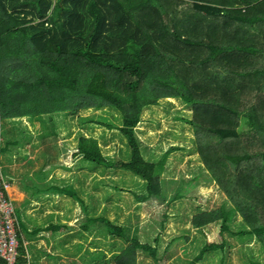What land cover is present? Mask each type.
<instances>
[{
  "label": "trees",
  "instance_id": "trees-1",
  "mask_svg": "<svg viewBox=\"0 0 264 264\" xmlns=\"http://www.w3.org/2000/svg\"><path fill=\"white\" fill-rule=\"evenodd\" d=\"M54 54L51 62L45 59L53 73L33 78L30 60ZM65 56L96 68L84 82L59 62ZM155 106L168 111L173 127L159 134L176 140L167 147L162 138L153 142L140 135L146 133L139 125L144 111ZM78 109L101 111L75 118L71 111ZM43 113L64 123L68 134L73 125L84 129L74 130L72 159L102 165L109 181L115 166L137 174L144 189L134 191L138 201L161 203L165 180L182 177L188 185L185 171L194 172L193 180L200 176L191 159L184 169L176 168L177 152L180 162L195 152L191 158L200 160L214 186L227 193L221 206L210 211L191 205L183 216L188 220L180 224L175 204L184 202L187 189L179 185L161 214L150 220L152 241L132 235V223L89 217L79 234L91 232L98 220L103 226L95 233L103 237L92 239L94 248L77 244L72 253L84 247L85 263L140 264V250L161 259L175 240L188 241L192 228L204 235L210 223L220 221L221 229L255 240L263 255H256L248 241V257L251 264H264V0H0V119L13 124L4 133V146L0 142V173L10 185L23 174L1 164L18 152L16 146H25L17 136L28 128L15 123H23L18 117L31 121ZM96 127L113 131L126 143L129 159L104 154L93 133ZM50 156L35 171L36 182H48ZM34 185L35 192H60L80 200L71 184ZM170 219L180 233L164 243L161 234ZM200 241L196 236L195 242ZM20 244L25 253L21 239ZM225 248L224 240L205 243L188 264H198L206 251H215L223 262ZM26 261L21 257L19 264Z\"/></svg>",
  "mask_w": 264,
  "mask_h": 264
},
{
  "label": "rangeland",
  "instance_id": "rangeland-1",
  "mask_svg": "<svg viewBox=\"0 0 264 264\" xmlns=\"http://www.w3.org/2000/svg\"><path fill=\"white\" fill-rule=\"evenodd\" d=\"M54 58H57L56 54L42 57L41 60H39L38 57L30 60L33 78H38V73L44 76L45 74L51 75L53 69L47 65L45 59L51 62ZM59 60L60 63L64 62L66 64L68 74L75 78H82L84 82L89 71H93V68L94 70L96 68L83 63L81 59L68 56L61 57ZM47 70L49 73H47ZM115 89L118 93L123 94L124 92L117 88ZM167 98L174 100L171 95H167ZM174 101L176 104H179L176 100ZM151 109L144 111L143 120L139 124L141 130H146L145 134H140L141 138H146V140L152 139L153 142L154 140L158 141L162 138V144L166 147L168 146V142L176 143V140L171 138V135L170 137L159 135L160 132L162 133L163 131L173 128L168 122V116L166 115L168 111L161 106H155L154 110L150 112L149 110ZM100 111L99 109H78L77 111H71V113L77 118L81 115H91ZM18 118H22L23 123H15L17 128H24V125L28 127L26 130L27 133L21 132L20 135L17 136L21 139L23 138L22 140L25 142V146H16L15 149H17L18 152L15 150V153L8 158L9 160L5 159L4 161L3 159L1 165L5 170V164H8L11 172H17L16 174L20 175L18 174L19 172L26 177L23 175H20L22 178L15 176L12 185L8 187V193L14 205L17 207L18 216L23 224H25V220L22 219L24 213L21 212V207L18 203H23L25 199L34 200L33 204L36 203V207L34 208H37V211L34 216L31 217L32 221L39 217L40 221L49 224H60L59 233L55 236H52L51 231L48 230H43L36 234L31 233V239H33L34 242L28 244L29 249H32H30L31 255L29 254L30 257H32V261L29 259L30 264H87L82 259V254L86 252L85 248L80 250V255H70L69 253L63 252L62 248L66 247L68 250L75 251L78 242L84 243V247L91 246L94 248V245H91V241L100 236L99 233L95 232H98L97 230L99 227L103 226L102 222L98 220L93 221L91 232L85 233L83 236L78 234L79 231L82 230V224L87 221L89 217L103 215L123 225L132 223V235L136 234L144 241H152L151 235L153 231L151 229L150 220L152 221L153 218L161 214L162 209L167 206V201L170 197L174 196L179 185L184 186V190H187H185L186 195L183 197L184 202H181L182 204H175V212L179 211L177 223H180L181 219L183 222L188 220L186 216V218H183V216L185 212L189 211L191 205L210 211L213 208L221 206L222 200L227 196V193L223 189H218L214 186L210 173L205 166L200 163V160L191 158L195 155V152L192 154H185L184 161L182 162L178 160L179 153L177 152L174 157V160L177 161L176 168L178 167V169L181 170L184 169L186 167L185 164L191 159V163H197L196 168L199 169L198 171L201 173L200 176L196 180H193L191 177L194 172L185 171L184 178L191 180V183H188V185L186 184L187 181L181 179L182 177L175 176L173 178L174 181L165 180L164 184L161 183V186L166 189L165 197L161 200V203L156 200L138 201L135 199L134 191L138 194L144 191V189L143 183H141L142 179L134 172L121 166H115L114 169L110 171V173H112L110 176L114 179L109 181V175L107 171L105 173L103 172L104 167L102 165H98L94 162L83 163L81 162V157L72 159L73 151L77 147V139L75 137L77 131L74 130H84L83 128H78L76 125H73L71 127L72 133L68 134L64 127V123L59 124L58 122L51 121L50 115L47 113H43V115L37 116L31 121L25 116ZM4 121L5 119H2V121L0 119V142H2V146H4L3 141L6 138L4 133L13 125L11 122L4 124ZM1 125L4 126L2 127ZM2 129L4 130L3 133ZM93 131L95 136L99 138L104 154L116 160L129 159L130 148L126 143L120 141L113 131L106 130V132L103 133V127H96ZM8 136H10V134ZM47 153L51 154V160L48 161L47 165L49 174L46 180L48 182L44 183L43 180L36 182L37 177L35 176V171L40 169V166L46 161ZM6 155L7 158L9 154L7 153ZM1 156H3V152ZM35 183L40 184V186H46L47 184H62V186H65L66 184H71L79 195L80 200L78 197L75 198L69 194L60 192H45V194L37 195L34 192ZM114 185L119 186L122 190H117V188L113 187ZM157 185L159 186L160 183ZM105 187H107V189H105ZM37 197H40L38 198L39 201L36 199ZM190 198L192 201H189ZM115 199L118 200L116 201ZM21 200L24 201L21 202ZM28 201L29 200H27V202ZM84 205L87 207L86 209ZM169 206L172 209V206ZM172 212L174 211L172 210ZM192 216L191 214L189 218L190 223ZM237 219H239V216ZM157 221L158 224H161L158 218ZM188 223L187 225L190 224ZM31 226H33V224H31ZM176 229L177 226L175 225V221L170 219L168 224H166V228L162 230L161 238H164V243L171 240L174 234L180 233ZM203 234L204 235L199 233L196 235V229L192 228L190 238H188L189 240H175L176 242L171 243L167 249L165 257L161 259L156 260L152 255L140 250V264H188L189 261L193 260L195 257H199L200 251L205 246V243L221 242L223 240L226 243V248L223 253L225 254V259L223 262L221 256L215 251H206L207 253L204 259L199 260L197 263L251 264L248 257L250 251L246 248L248 241H251L250 245L253 246L256 255H263L262 252L259 251L260 246L254 244L255 240H242L227 229H221L220 221L219 223L218 221L210 223L203 231ZM70 235L71 237H69ZM196 236L201 239L200 242H195ZM65 237L68 238L67 241L61 243V240ZM164 247L165 244L161 248L163 249Z\"/></svg>",
  "mask_w": 264,
  "mask_h": 264
},
{
  "label": "built area",
  "instance_id": "built-area-1",
  "mask_svg": "<svg viewBox=\"0 0 264 264\" xmlns=\"http://www.w3.org/2000/svg\"><path fill=\"white\" fill-rule=\"evenodd\" d=\"M10 183L0 173V264H19L20 258H27L21 264H30L28 251H20L16 208L8 193ZM26 249V243H24Z\"/></svg>",
  "mask_w": 264,
  "mask_h": 264
},
{
  "label": "crops",
  "instance_id": "crops-1",
  "mask_svg": "<svg viewBox=\"0 0 264 264\" xmlns=\"http://www.w3.org/2000/svg\"><path fill=\"white\" fill-rule=\"evenodd\" d=\"M11 185H12V183H11ZM35 193L37 195L45 194V192H43V191L41 193H39L38 191L35 192ZM38 198H40V197L36 198L39 201ZM27 200H29V201L27 202ZM23 201L24 200H21V202H23ZM33 201L34 200L25 199V201L23 203H21V204L18 203V205H20V207H21V212L24 213L23 216H22L23 217L22 219L25 220V224L22 223L20 217L18 216L17 207H15L16 208V215H17V218H18L19 237L23 241V243H26V250L27 251L29 250L28 254H30V249H31V248L29 249V245L28 244L34 242V240L31 239V233L36 234V233H39V232H41L43 230H48V231H51L52 236H55L57 233H59V227H60V224H58V223L57 224H55V223L49 224L47 222L40 221L39 217H38V219H36V220L33 219V221H32L31 217H33L34 214L37 211V208H34V207H36L35 206L36 203L33 204ZM31 224H33V226H31ZM69 237H71V235ZM67 239H68L67 237L62 239L61 243L66 242ZM79 243L80 242H78L77 244H79ZM76 248H77V245H76ZM83 248L81 250H83ZM62 251L66 252V253H69L70 255H80L79 252L76 253V254H73L72 252H74V251L68 250V249H66V247H63ZM30 255H29V257H30ZM30 259L32 261V257H30Z\"/></svg>",
  "mask_w": 264,
  "mask_h": 264
},
{
  "label": "clouds",
  "instance_id": "clouds-1",
  "mask_svg": "<svg viewBox=\"0 0 264 264\" xmlns=\"http://www.w3.org/2000/svg\"><path fill=\"white\" fill-rule=\"evenodd\" d=\"M18 222V221H17ZM17 225H18V223H17ZM18 234H19V230H18ZM19 239H20V237H19Z\"/></svg>",
  "mask_w": 264,
  "mask_h": 264
}]
</instances>
